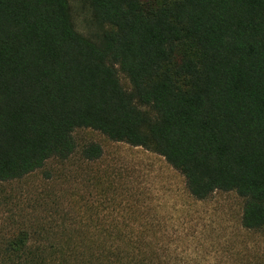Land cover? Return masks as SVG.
<instances>
[{
    "label": "trees",
    "instance_id": "obj_1",
    "mask_svg": "<svg viewBox=\"0 0 264 264\" xmlns=\"http://www.w3.org/2000/svg\"><path fill=\"white\" fill-rule=\"evenodd\" d=\"M77 3L84 33L71 0H0V183L69 159L74 131L91 129L163 157L196 200L234 192L240 232L263 234L264 0ZM44 229L7 238L0 264H165L130 240L140 231L66 227L57 242ZM232 264H264V252Z\"/></svg>",
    "mask_w": 264,
    "mask_h": 264
},
{
    "label": "rangeland",
    "instance_id": "obj_2",
    "mask_svg": "<svg viewBox=\"0 0 264 264\" xmlns=\"http://www.w3.org/2000/svg\"><path fill=\"white\" fill-rule=\"evenodd\" d=\"M71 4L77 29L89 31L85 12L77 0ZM119 78L128 87L126 78ZM73 135L77 149L69 159L48 161L31 175L0 183V245L20 230L29 234L42 228L64 242L67 227L82 234L143 232L146 237L130 240L154 244L165 264H232L241 255L264 252V233L240 232L242 199L234 192L196 200L184 178L156 153L113 142L91 129ZM90 142L101 146L102 156L87 162L80 152ZM87 240L97 239L90 235Z\"/></svg>",
    "mask_w": 264,
    "mask_h": 264
}]
</instances>
